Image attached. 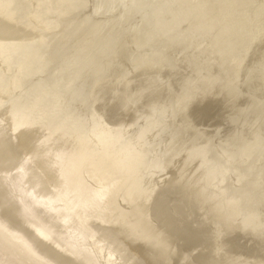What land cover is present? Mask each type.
Masks as SVG:
<instances>
[{"label": "bare ground", "instance_id": "1", "mask_svg": "<svg viewBox=\"0 0 264 264\" xmlns=\"http://www.w3.org/2000/svg\"><path fill=\"white\" fill-rule=\"evenodd\" d=\"M90 3L92 10L84 11ZM0 16L34 31L16 40L0 37V109L7 106L0 135L34 170L42 165L62 179L65 185L50 180L57 187L51 191L64 190L71 208L121 226L170 260L173 234L148 216L156 190L151 178L184 151V166L198 160L202 174L182 183L184 171L176 176L170 186L182 192L178 200L195 204L196 192L210 203L205 213L216 218L220 232L239 225L264 234V51L245 63L264 37V1L0 0ZM20 32L0 25V34ZM160 44L179 46L176 54L190 59L189 69L170 68ZM166 72L180 75L175 93ZM241 90L252 91L247 101L260 104V111L249 117L241 102L237 117L228 120L232 129L214 145L213 134L195 126L189 106L209 95L235 106L245 95ZM108 99L115 100L113 121L106 109H92ZM170 115L180 123L159 151ZM36 129L43 134L34 140L29 132ZM245 262L234 257L228 264Z\"/></svg>", "mask_w": 264, "mask_h": 264}, {"label": "rangeland", "instance_id": "2", "mask_svg": "<svg viewBox=\"0 0 264 264\" xmlns=\"http://www.w3.org/2000/svg\"><path fill=\"white\" fill-rule=\"evenodd\" d=\"M92 6L93 3H90L84 11L90 12ZM105 16L106 13L99 17ZM2 24L20 28L23 33H5L0 34V37L4 35L16 40L18 36L29 37L34 33L20 23L14 24L0 16V25ZM159 47L170 59L167 60L170 68L185 69L184 66L190 64L189 58L176 54L179 46L163 47L160 44ZM263 51L264 37L256 42L245 63L253 61ZM122 65L127 66L126 60H122ZM132 75L130 84L134 88L139 78L136 77L137 72ZM166 75L171 82V91L177 92L181 88L180 75L168 72ZM114 79L115 74L108 78L109 81ZM242 79V85H246L251 78L248 74ZM241 91L242 94H248L253 88L250 92ZM260 92L264 93V87ZM247 100L246 94L241 95V99H238L234 106L230 101V105L227 101L218 102L209 95L202 103L190 105L189 115L200 131L213 134L211 140L214 145L221 144L232 129L228 120L237 117L234 108L237 109L241 102L244 104L243 113L249 117L252 113L260 111L256 110L260 104L255 101L253 105V100ZM114 103L115 100L110 99L97 101L92 109H106L111 114L107 118L113 121L110 118L116 119L117 116L114 114ZM6 108L7 106H4L0 109V119L6 117ZM135 108L126 113L127 122L131 121ZM221 113L226 121L221 117ZM245 114L243 115L247 117ZM166 118L167 128L161 133L162 143L157 146L159 151L163 148V141L168 139L172 127L175 128L180 123L177 116L170 115ZM5 122L8 123L7 120ZM190 132L188 129L183 137L187 138ZM29 134L35 140L42 136L43 130H30ZM185 154L183 151L177 155L167 168L155 173L151 178L156 190L148 203V216L154 226L169 230L173 234L175 248L170 260H167L157 257L154 247L121 226L95 217L92 212H79L71 208L64 190L63 195H60L58 190L59 195L51 191L57 187L56 183L54 185L50 180H57L59 185H65L62 179L56 178L52 172L47 173L42 165H37L34 170L21 159L11 139L0 135V264H228L234 257L245 260V264H264V234L253 235L239 225L220 232L216 218L205 213L210 203L201 202L196 192L193 197L195 204L178 200L182 192H174L170 186L176 176L184 171L183 178L178 181L182 183L202 174V170H197L198 160L184 166ZM39 169L50 177L38 173ZM233 182L232 174L227 184ZM263 186L264 184L260 185V190H263ZM120 202L123 208H128L127 202ZM261 206L259 213L262 218L264 205Z\"/></svg>", "mask_w": 264, "mask_h": 264}]
</instances>
